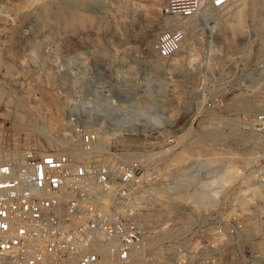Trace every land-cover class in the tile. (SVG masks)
I'll list each match as a JSON object with an SVG mask.
<instances>
[{"label": "rangeland", "instance_id": "rangeland-1", "mask_svg": "<svg viewBox=\"0 0 264 264\" xmlns=\"http://www.w3.org/2000/svg\"><path fill=\"white\" fill-rule=\"evenodd\" d=\"M158 1L0 0V146L8 152L49 147L41 128L57 139L62 117L74 110L90 112L103 143L122 147L127 160L160 144L172 146L170 157L178 162L226 145L220 156L239 169L236 199L245 211L244 259L236 264H264V137L249 129L264 100L246 96L258 72L245 75L247 89L237 90L241 71L220 66L237 50L248 20L262 14L264 0H255L252 12V3L239 0L210 27L213 34L191 27L170 59L150 49L164 27ZM241 9L246 16L235 33L227 22ZM206 45L210 55L203 54ZM222 78L231 92L205 106L221 95ZM114 103L136 110L112 119ZM232 165L223 177L234 175Z\"/></svg>", "mask_w": 264, "mask_h": 264}, {"label": "built area", "instance_id": "built-area-1", "mask_svg": "<svg viewBox=\"0 0 264 264\" xmlns=\"http://www.w3.org/2000/svg\"><path fill=\"white\" fill-rule=\"evenodd\" d=\"M237 3L159 0L164 27L151 51L170 59L191 27L213 34L217 30L210 27ZM260 24L264 10L248 20L237 50L220 64L241 71L237 90L247 89L245 75L258 72L257 86L246 95L257 101L264 100ZM204 47L203 54L210 55ZM228 81L222 78L221 95L206 99L205 106L225 101ZM110 108L112 119L136 110L133 104ZM89 117L90 112H67L59 141H49V147L8 152L0 146V264H236L244 259L239 245L245 211L236 199L240 175L235 162L220 156L226 145L178 162L170 157L172 146L160 144L127 160L122 147L103 143ZM249 129L264 137V110L253 114ZM231 165L234 175L223 177Z\"/></svg>", "mask_w": 264, "mask_h": 264}, {"label": "bare ground", "instance_id": "bare-ground-1", "mask_svg": "<svg viewBox=\"0 0 264 264\" xmlns=\"http://www.w3.org/2000/svg\"><path fill=\"white\" fill-rule=\"evenodd\" d=\"M239 1V0H238ZM244 3H252V7L248 10L249 12H252L255 8H254V3H256L255 0H243ZM247 11V12H248ZM246 16V10H239L237 11L233 17L231 18L232 20L230 22H227V26H229L233 32L237 33L241 30V28L243 27V22H244V18ZM180 49H181V46H180ZM180 49L179 51L176 53L178 54L180 52ZM36 128V127H35ZM50 128V127H48ZM43 134H45V136H47L48 138V142L49 141H59L58 139H54L53 137H50L46 132V129L45 127L41 128L40 130ZM113 132V131H111ZM110 132V133H111ZM63 144V142H61ZM129 157V156H128ZM232 174H234V170L231 171Z\"/></svg>", "mask_w": 264, "mask_h": 264}]
</instances>
